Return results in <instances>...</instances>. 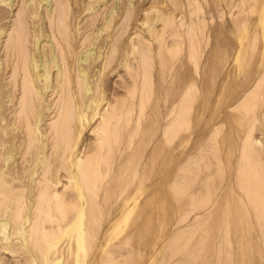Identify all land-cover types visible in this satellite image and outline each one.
Listing matches in <instances>:
<instances>
[{
  "label": "rangeland",
  "instance_id": "1",
  "mask_svg": "<svg viewBox=\"0 0 264 264\" xmlns=\"http://www.w3.org/2000/svg\"><path fill=\"white\" fill-rule=\"evenodd\" d=\"M116 1L125 9L129 6V0H11V6L0 4L2 18L0 29H4L0 35V69L5 71L1 73L3 76L1 75L0 80H3L0 83L6 85L5 92L10 95L8 99L11 103L6 106H9L8 108H4L7 118L9 121L13 120L10 121L11 124L15 123V126L19 127L23 142L25 141L21 158L29 145L30 138L26 126L23 125L24 119L19 118L20 102L23 98L22 78L14 79L13 76L16 53H13L15 51H13L12 39L20 27L18 20L23 18L26 47L29 50L26 55V65L30 66L33 33L39 29L36 20L34 21L30 14L35 4L37 13L49 7V14L41 15L44 29L46 28L49 36V45L40 44L43 48H41L42 59L52 62L55 57L58 67L54 68L52 64L47 68L53 79V90L43 92L38 90L37 84L32 87L30 101L34 116L41 114L44 120L38 123L33 115L32 117L29 115L31 126L34 129L35 125L39 124L38 130L44 135L42 140L44 146L46 145L44 147L46 156L53 153L55 146L60 153L66 143L70 146L75 144L74 154L79 155L78 159L91 160L96 169L107 170L106 174L109 172L97 196L98 201L109 197V205L101 206L100 212L103 213L105 208L104 212H107V209L111 208L110 221L106 218V222L99 229L100 243L108 242L105 250L112 254L115 252V256L117 254L126 256L125 248L119 250V247L123 245L129 221L131 222L134 217V229L131 231L136 246L135 258L126 263L122 261L105 263L90 257L80 264H264V210L260 215L240 190L238 181L241 145L253 121L255 127L252 137L259 143L258 168L264 178V92L255 100L258 110L254 115L244 111L245 105L253 99L256 89L264 86V72L259 74L264 68V26L261 23L260 13L264 0H133L134 18L135 16L136 18L133 23L131 22L132 27L130 25L126 32L123 31L122 26L124 16L120 12L118 15L122 18L117 17V20L116 15L113 14L115 17H112V22L108 21L110 10L116 11L113 10ZM248 4L252 6V12L246 20H243L246 14L242 12ZM21 11L25 14L23 15ZM64 13L67 15L69 29L72 28L70 48L66 46L61 35ZM162 15L165 18L173 17L176 23L182 22L185 29L191 25L196 28L201 50H199V65L196 70L184 53L181 60L174 65L178 68L183 62L179 68L180 76H186L187 79L195 78L198 98L188 104L192 109L191 115L187 116V122L183 126L176 127L173 131V141L171 139L170 143L162 141V137L169 123L171 124L175 119V111L179 108L178 101H181V97L176 87L179 86V80L177 79L173 85L170 73L163 72L160 58L157 56L160 36L166 34L167 44L170 46L173 43L168 37L170 29L163 30L162 22L165 18ZM157 18L161 21L151 23ZM143 22L145 25L141 28ZM14 23L18 24L16 28L13 27ZM103 24H107V30L103 33V36L106 35L104 39L108 34H110L109 42L114 43L123 39L119 45L122 54L120 52L119 54L123 58L126 57V61L119 63L115 74L104 75L100 86L96 84L97 90L95 89L96 95L93 100L90 99L91 97L86 99L76 64L89 49L85 37L94 34ZM149 24H152L151 33H146ZM77 30H80L78 36ZM74 34L76 36H73ZM216 41L221 44L230 42L231 45L222 51L223 54H218L220 51H212ZM207 43L208 46H205ZM136 48L152 52L153 61L150 62L151 68H149L151 77L146 78L145 91L149 93L154 91V95L145 92L142 95L143 69L139 64L140 56L135 52ZM252 51L254 60L250 57ZM73 58H77L76 61ZM128 66H131V70ZM246 66H248L246 71L242 70ZM64 69L65 79L62 75ZM174 72L175 70H172L171 75L176 73ZM28 74L32 75L31 71L28 70ZM131 74L136 79L134 96H131L129 90L134 84ZM165 93H169L167 102L162 100V96H157L159 101L152 103L156 94ZM195 114L198 116L195 117ZM31 136L33 137V134ZM126 147L128 150H125ZM178 153L182 154L187 160L185 164H188L183 171L185 191L175 196H155L156 191L161 187L163 189H166V186L167 189L172 187V179L168 182L165 179L172 178L176 168L172 163L165 164L164 160L171 156L175 157ZM134 170L137 178L132 181L133 185L128 189L141 184L138 194L136 192L135 196L121 197L123 201L130 199L126 211L130 214L133 209V216L129 221L127 219L129 215L122 219L116 235L112 238L109 228L117 221L120 213L114 206L117 196L102 195L107 188L112 193L117 192L118 189L115 188H118L120 178L130 183L129 176ZM62 174L65 175L64 172ZM40 179L41 176L38 180ZM60 180L58 190L62 193L67 181L64 177ZM152 192L154 193L150 195ZM111 203L112 207H110ZM15 241L12 240L11 242L14 243L4 246L5 241L0 240V264H26L25 251L20 247V243ZM98 252L97 248L93 251L96 254ZM63 264L75 263L70 261Z\"/></svg>",
  "mask_w": 264,
  "mask_h": 264
},
{
  "label": "bare ground",
  "instance_id": "2",
  "mask_svg": "<svg viewBox=\"0 0 264 264\" xmlns=\"http://www.w3.org/2000/svg\"><path fill=\"white\" fill-rule=\"evenodd\" d=\"M10 3H11V0H0V4H5L9 6ZM92 3H90V5ZM133 3H134L133 0H129L128 1L129 6L127 9H125V7L123 8V6H120V4L117 3L116 1V5H115L116 7L113 8V10L115 9L116 11L114 12L110 10L111 12L110 14H108L109 15L108 21L112 22L111 19L113 16L115 17V15H116V18L119 17L118 12H120V14L124 16V20H123L124 24L122 26L124 28L123 31L126 32L128 28L130 27L131 22L136 18V16L134 18ZM40 4L42 3L40 2ZM47 4L48 2L46 3V5ZM125 5H126V1H125ZM34 6L35 4L33 5L34 10L31 9L33 11H31L30 14L32 15V18L34 19V21L36 20L35 22L38 24L39 29L33 33L34 43L32 41L33 45H32V50L30 51L31 56L29 57L32 59L30 61L31 64L29 63L30 66L28 65L29 68L26 65V55L29 53V50L26 47L27 39H26L25 28H24L25 21L23 20V18L18 20L17 23L20 24L19 25L20 27L18 30L16 29L17 31L15 33V36H13V39H12L13 40L12 41L13 51H15L13 53H16L15 54V64L13 68V76H14V79L18 77L22 78L23 98H22V101L20 102L21 112H20L19 118L24 119L25 124L23 125L26 126V129L29 132V138H30L29 145L27 149L25 150V153L23 154L22 158H21V154L23 152V146H24L25 141L23 142V137L21 136V133L19 132L20 131L19 127L17 128V126H15V123L11 124L10 121H13V120L9 121L7 118L6 111H4V108L8 105V103H11V101L8 99L10 95H8V93L5 92L6 85H3L0 83V240L2 239L5 241L4 246H8L10 243H14V242H11L12 240L14 241L16 240L18 244L20 243L19 244L20 247L23 249V251H25L26 264H63V263L70 262V261H74L75 264H80V263H84L90 257L92 259L94 258L95 260L100 259L105 263H114L117 261L118 262L122 261V263L123 262L126 263L127 261L131 260L134 257L135 255L134 253L136 251V246L133 243L134 236L131 231L132 229H134L135 221H134V217L131 220V222L129 221V218L133 216L132 211L134 210L132 209L130 214H127V211H126L128 208V205H130L127 203L129 202L130 199H128V201L126 200L123 201L121 197L136 195V192L138 191V188L140 187L141 184H138L136 186L134 185L135 188L128 189L132 187L133 185L131 184L132 181L137 178L136 171L134 170L133 172H131V176H129L130 183L127 182L126 179L122 181V179L119 176L120 179H118V183L120 182V184L118 185V188H115V189H118L117 192L112 193L110 190L108 191V188L107 190H105V192L103 191L104 193L102 192L104 194L102 196H114V197L117 196V198L114 201V206H116V210H118L120 213H119V218L117 219V221L113 223V225L109 228V234L112 235V238L116 235L117 228L120 222L123 221L122 219L127 218V215H129L127 218L130 223L127 227L128 232L125 235L126 237L122 242L123 245L122 246L119 245L120 246L119 250H123L125 248L124 252L126 253V256L124 257L122 255H118L117 253H116L117 255L115 256V252L114 254H112V253H109V251L105 250V248L108 247V242L106 243L104 241V243L101 244L99 241V236H100L99 229L102 226V224L106 222V218L108 219V221H110L109 218H110L111 208L110 209L108 208L107 212H104L106 208L103 210V213L100 212L101 211L100 207L101 206L106 207V205L108 204L109 197L102 198L101 200L99 199L98 201L97 196H99L98 192L104 183L103 182L104 178L109 174V172L106 174L107 170H102L101 168L96 169L94 167V163L91 160H82L81 158L78 159L79 155L74 154V150L76 146L75 144L70 146L68 145V143H66L64 145V150H62L60 153L57 152L56 146H55L53 149V153L50 156H46L45 148H44L46 145L44 146L45 143L42 140L44 135L40 133L38 130L39 124L35 125L34 129L31 126V118L29 117V115H31V117L33 115V118L38 120V123L39 122L42 123L43 122L42 120H44L43 119L44 117L41 118L43 115L41 116L40 113H39L40 115L34 116V110L32 109L33 106L30 101L31 95H32L31 94L32 87L35 84H37V86L36 85L35 86L38 88V90H43V92L44 90H53V79L49 75L50 72L47 71V68L50 65L52 66V64L54 65V68H56L57 66L55 57L52 59L53 61L50 62L48 60L43 61L42 56H41V51L43 50H41L42 47H40V44L49 43V36L47 34L46 28L44 29V21H43V18H41V15L42 14L44 15V13L48 15L49 7L45 6L46 7L45 11H41L43 10L42 8L40 10L41 12L39 11L40 13H37L35 11L36 7ZM99 6L101 5L99 4ZM245 7H246L245 10H243L242 12L246 14L245 17L242 16L244 17L243 20H246L249 14H251L252 12L251 5L248 4ZM54 12L56 13V11ZM260 13H261V23L264 26V5ZM24 14L25 12H23V15ZM53 15H52V18H54ZM120 17L122 18V16ZM162 17L164 16L162 15ZM1 19L2 18L0 16V21ZM27 19H30V18H27ZM149 19L150 18L148 17V20ZM75 20H77V17ZM157 20L161 21L160 18H157V19L152 20L151 23L156 22ZM114 21L115 20H113V23ZM162 23L164 24V27H163L164 31L165 30L167 31V28L170 29L168 37L172 39L173 43L170 46L167 44L166 34H163V36H160V40L158 41L159 51H158L157 56L160 58V65H161V68L163 69V72L167 71L170 73V79L173 82V85H174V82L177 81V79L179 80V86H176V87L180 93L179 97H181V101H178V103L180 102L178 105L179 108H177V110L175 111L176 112L175 117L173 116L175 119L171 124L169 123L162 137L163 138L162 141L170 143L172 136H173V131L176 129V127L183 126L187 122V118H188L187 116L191 115L192 109L191 107H189L188 104L191 102H195L198 98L197 84H196L195 78L187 79L186 76H183V75L180 76L179 68L182 66L183 62L180 61L181 65L178 66V68L177 67L175 68L174 65L176 64L177 61L181 60L182 53H184L187 57L186 59L193 65V69L196 70L199 65L198 58L200 57L199 56L200 39L198 38V31H196V28L194 29L192 25L185 29V25L182 22L179 21V23L178 22L176 23L173 17H170V16L166 17ZM16 24L15 23L13 24V27L15 26L14 28H16ZM144 25L145 23L143 22L141 23L140 27L142 28ZM72 26H73V23H72ZM69 27L70 26L67 23V15L64 13L61 35H62L63 41L65 42L68 48H70V38H71L70 30L72 29V28L69 29ZM92 29H95V28H92ZM151 29H152V24H149L145 32L151 33ZM106 30H107V24H103L102 28H99L98 30H96L94 34L91 33V35L85 37V42L87 43V47L89 48L88 50L86 49L87 54L81 57L80 59H78V64H76L73 60V62L76 65H78L76 67H78V73H79V77L81 78L82 85L84 87L83 93H85L86 99L91 97L90 99L93 100L94 95H96L95 94L96 84L100 86L104 75L110 76L111 74H115V72H117L116 69L118 68L117 66L119 65V63L124 61L126 58V57L123 58V56L120 55L122 53L120 52V49H119L121 48V46L119 47L120 41H122L123 39L117 40L114 43L109 42L108 40H110V37H109L110 34L107 33L108 36L105 39L104 37L106 35L103 36L104 35L103 33H105ZM79 31L80 30H77L76 32L77 36H78ZM110 31H112V29ZM3 32H4V29L3 28L0 29V35ZM199 33L201 34L200 31ZM73 36H76V35L74 34ZM208 44L209 43H207L205 46H208ZM229 45H231L230 42L226 44H221L218 41H216V43L213 44L214 47L212 51H215V52L220 51L218 54H223L222 51H225L227 47H229ZM135 52L138 53L140 56L139 64L141 65V68L143 69L142 75L144 78L143 79L144 88H142L143 89L142 95L144 92L148 95H151V94L154 95V91H151V93L145 91V89H147L146 78L150 79L151 77V75L149 74V68H151L150 62L153 61V57L151 55L152 52L150 50H145V49L138 50L137 48ZM65 54L66 53H64V55ZM124 56H127V55L125 54ZM250 57L254 60L255 56H254L253 51H252V54L250 53ZM73 59H75L76 61L77 58H73ZM127 63H129V61ZM121 66H120V69H121ZM247 67L248 66L243 67L242 70L244 69L246 71ZM128 69L131 70V66H128ZM28 70L31 71L32 75L28 74ZM172 70H175L176 72V73L174 72L175 73L174 75L173 74L171 75ZM3 71H4L3 69H0V79L2 75L1 73ZM263 72H264V68L262 71L259 72V74ZM65 74H66V70L64 69L62 73L64 79H65ZM162 77L164 80L163 75ZM133 83L134 84L131 85V87L129 88V90H131L130 91L131 96H134L135 90H136L134 87V85H136L135 78H134ZM192 90H194L193 91L194 93H192ZM262 92H264V86L256 89V91L254 92V95L252 96L253 99L249 101L244 107L245 112L251 113L252 115L255 114V112L258 110V106H256L255 100L259 98V95ZM169 93H165L162 95L156 94L152 103L155 104L159 101V99L157 100V96H162V100L164 102H167ZM182 93H184V95H182ZM7 99L10 102L7 101ZM41 112L43 113L44 111L42 110ZM171 114L172 112L170 113V115ZM44 115L46 114L44 113ZM195 115H196L195 117L198 116V114H195ZM254 122L255 121L251 123L250 130L244 136L243 142L241 145L242 148H241V155L239 158L240 168L238 169V178H239L238 181H239L240 190L244 193L245 196L248 197L249 201H251V204L254 205V208L258 212H260V215H262V212L264 210V178L259 173V168H258L259 164L257 160V156H258L257 154L259 150L257 148V145L259 143L254 137H252L253 127H255L253 124ZM20 129H22V127ZM32 134H33V137L31 136ZM67 141L68 140L66 139V142ZM125 150H128L127 147L125 148ZM214 157H215V154H214ZM150 161L152 162L153 160L151 159ZM185 161L187 160L184 159L181 153H178L175 157L171 156L167 158V160L165 158L164 163L165 164L172 163L173 167L175 165L176 172L174 173L172 178L166 177L165 179L166 182H168L169 179L170 180L172 179V187H170V189H167L168 188L167 186H166V189H163V187H161V189H158L156 191L157 194H155V196L156 195L175 196L177 194L178 195L182 194L185 191L184 190L185 177L183 175V171H184L185 165H188V164H185ZM242 170L243 172H241ZM62 172H64L65 175L62 174ZM123 172H120V173H123ZM127 174H129V172ZM39 176H41L40 180H38ZM61 177H64L67 183L64 186V192L59 193L60 190H58V185L61 184V180H60ZM153 193L154 192L150 193V195H152ZM112 206L113 205L111 203L110 207ZM128 221L126 223H128ZM110 241L111 240H109V242ZM96 248L99 250L97 254L93 253L94 249Z\"/></svg>",
  "mask_w": 264,
  "mask_h": 264
}]
</instances>
